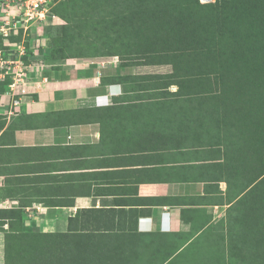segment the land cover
<instances>
[{"label": "crops", "instance_id": "0c3cea01", "mask_svg": "<svg viewBox=\"0 0 264 264\" xmlns=\"http://www.w3.org/2000/svg\"><path fill=\"white\" fill-rule=\"evenodd\" d=\"M133 66L145 65L46 63L12 114L0 90V215L21 210L40 231L92 230L91 246L125 247L127 264H175L212 241L231 205L228 170L202 138L201 114L180 105L196 98L172 106L130 94L132 80L115 78L143 73Z\"/></svg>", "mask_w": 264, "mask_h": 264}, {"label": "trees", "instance_id": "16d2710c", "mask_svg": "<svg viewBox=\"0 0 264 264\" xmlns=\"http://www.w3.org/2000/svg\"><path fill=\"white\" fill-rule=\"evenodd\" d=\"M53 7L50 12L66 22L62 58L86 56L67 52L85 41L94 57L118 55L124 65L142 59L141 64L171 66L169 73L147 75L146 89L152 95L196 98L189 110L202 116V138L215 147L216 159H223L229 173L243 172L236 185L225 177L227 187L234 185L237 200L250 198L264 240V216L258 212L264 207V0H63ZM23 59L28 62L31 54ZM0 85L3 92L5 84ZM171 85L176 91L168 90ZM237 200L230 208L240 206ZM42 235L47 239L31 256L54 264L50 239L67 234ZM10 247L6 242L8 260Z\"/></svg>", "mask_w": 264, "mask_h": 264}, {"label": "rangeland", "instance_id": "374dc122", "mask_svg": "<svg viewBox=\"0 0 264 264\" xmlns=\"http://www.w3.org/2000/svg\"><path fill=\"white\" fill-rule=\"evenodd\" d=\"M61 1L55 0L53 3L50 2V5L55 7L58 2ZM46 16L47 18L45 21L34 24L28 29L24 38L19 37L17 40L24 42L27 57L31 54L32 63L40 65L48 63L57 66L62 62L64 63L66 59L69 58H77L79 61L91 62L97 60L105 64V66H109L112 62H122L118 55L107 57L92 56V46L86 44L85 41L78 44V48L80 49H71L69 51L67 50V52L71 55L78 52L80 54L84 53L86 56L62 58L60 54L64 48L62 43V27L66 22L53 12H47ZM85 32H88V30L85 29ZM2 46V40L0 39V47ZM10 48L13 50L12 53H14L16 44H13ZM37 51H39V54ZM44 61H46V63ZM140 62H143V60L137 59L135 61L136 64L133 65H140ZM141 65L145 66H133L134 68H130L131 72L133 70L136 72H143L134 75V78L131 79V83L128 84L129 87H127V89L132 91L130 94L136 97L140 94L152 97H168L171 101H168L167 104L172 106L175 104L179 105V103L173 102V100H180L181 97H193L150 94L146 89L148 81L146 76L169 73L172 68L170 65ZM123 88H125L124 84ZM176 89V85H171L168 88L169 91H176ZM180 105L185 107L188 106L189 103L185 104L182 102ZM181 110H183V108ZM207 126H210L209 122ZM234 172H237V174L228 172L229 174H226L225 177L229 176V180L236 185L239 182L238 177H241L243 172H239L237 168ZM225 189L224 197L228 200L233 199L231 201L234 203L235 200H237L235 198L234 185L232 187L234 191L227 186ZM238 200L241 203L239 207L233 204L231 208H226L225 215L215 222L214 234L211 236L213 237L212 241L203 243L204 246L199 247L200 249L196 246L195 248L191 246L188 251L194 253H188L175 264H264V240L261 239V231L259 232L256 227L253 217V215L256 216V214L250 210V198ZM263 208L262 210L259 209L258 212L264 216ZM20 211L21 210L17 209H8L6 212H1L0 217L7 220L2 223L4 227L3 225L0 226V231L3 233L4 248V261L1 264H40V262H38L39 260H34L31 255L40 248L38 247V245L40 246V242L47 239V237L42 234L46 233L53 235L58 233V231H40L34 229L30 221L31 217L27 220L24 219L25 217ZM33 222H36V220H33ZM39 227L42 229L41 226ZM90 236L92 239H95V234L92 230L84 231L81 234L68 232L67 237L51 238L50 241L52 242L51 246L53 247V253L50 257V261L54 264H127L122 260V258H125V247L110 248L98 246L95 248L93 245H90V240H92L89 238ZM36 240L39 241V244ZM6 242H9L11 246L9 249L11 252L9 260L6 259ZM116 256L119 257V259H117ZM116 260L117 262H114ZM172 264L174 263L172 262Z\"/></svg>", "mask_w": 264, "mask_h": 264}, {"label": "built area", "instance_id": "2783aa9c", "mask_svg": "<svg viewBox=\"0 0 264 264\" xmlns=\"http://www.w3.org/2000/svg\"><path fill=\"white\" fill-rule=\"evenodd\" d=\"M208 3L214 0H199ZM50 2L55 0H0V83L5 84L2 96L7 98L9 113L17 112L23 96L29 92L31 77L36 76L42 65L31 60L24 61L26 49L23 41H11L10 37H21L36 23L45 21L46 13H50ZM16 44L12 53L10 46ZM4 56V57H3ZM40 67V68H39ZM36 87L40 86L35 83Z\"/></svg>", "mask_w": 264, "mask_h": 264}]
</instances>
